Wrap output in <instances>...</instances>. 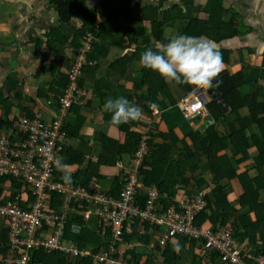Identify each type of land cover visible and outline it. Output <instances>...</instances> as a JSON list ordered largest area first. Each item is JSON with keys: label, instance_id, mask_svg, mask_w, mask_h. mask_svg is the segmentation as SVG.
Segmentation results:
<instances>
[{"label": "crops", "instance_id": "crops-1", "mask_svg": "<svg viewBox=\"0 0 264 264\" xmlns=\"http://www.w3.org/2000/svg\"><path fill=\"white\" fill-rule=\"evenodd\" d=\"M84 1L88 8L97 7L99 2ZM210 1L194 0L189 8L184 9L185 17L179 21L166 18L165 13L178 5L184 6L181 0H133L130 11L119 15L120 27L114 37L95 43L94 50L89 54V58L95 63L85 68L80 80L86 103L83 106H74L67 120L69 128L77 130V134L66 132L67 145L63 150L61 163L69 166L66 171L71 174L72 184L87 181L88 186L94 179L100 190L112 196L120 194L123 188V170L120 163L127 166L130 156L123 155L115 165H98L103 154L100 142L102 137L112 138L122 144L126 139L125 132L131 130L140 133L141 137L151 134L156 139L155 143H162L160 134L173 131L179 139L177 150L172 153L175 155L179 150L183 152L192 146L191 141L186 138L187 134L201 129L204 131L206 120L199 124H190L185 120L179 105L183 98L191 97L201 88L184 83H169L158 72L151 70L155 79L163 78L166 87L161 86L158 93L150 95V85L145 83L146 68L140 65L139 60L146 49H155L157 45L166 43L171 36L184 35L190 19L207 15L206 9ZM106 6L112 11L120 12L116 3L109 2ZM222 6V20L236 29L238 35L220 43L202 37L211 42L219 52L224 51L219 74L226 72L231 75L236 70H242L246 74H256L264 85V0H223ZM145 7L150 8L148 11L153 9L148 18H142ZM101 14L102 21L108 18L105 11ZM152 19L161 23V40L154 33ZM78 26L76 20H72L69 25H61L51 0H0V98L1 101L6 100L5 105L10 110L11 118L17 117L22 110L45 121L52 118L46 100L57 96L62 90L63 75L65 76L75 55L74 44L80 42V39L72 41ZM57 27H60L61 35H51L49 32ZM256 90L254 86L241 88L243 93ZM121 96L142 109L143 116L140 120L119 125L110 123L111 113L103 105L108 99ZM263 96L260 93L259 102ZM208 99L211 102L213 97L208 96ZM245 114L246 110L242 109L227 115V123ZM0 118H3L1 105ZM224 126V123L219 126L222 133ZM252 132L259 141H263L264 138L260 137L255 123L248 129V133ZM206 142L205 139L201 141L203 146ZM251 146L253 147L248 152L252 157L256 155L257 149L253 143ZM251 164L249 160L239 168ZM63 174L59 170L56 176L61 178ZM205 178L208 181L210 179L206 174ZM8 186V183L0 185V190L3 191L1 194L5 193ZM176 193L180 194L179 190H174L173 196ZM240 195L241 190L234 181L227 198L232 205L234 203L237 206ZM260 199H263V194ZM240 212L248 210L243 207ZM77 218L81 220L66 229L65 247L69 248L73 244L86 254L73 256L68 250L50 252L49 254L58 253L57 264H96L92 262L90 253H100L109 241L103 235L93 210L87 222L83 221L82 216ZM245 218L252 222L251 214L247 213ZM73 226H78V231H74ZM2 230L3 221L0 219V234ZM154 244L151 242L143 245L137 239L131 238L126 241L125 247L131 253H142V256L151 253V259L160 264L165 263L162 258L155 256ZM36 253L48 254L41 250L34 254ZM184 258L181 264H213L211 257L203 253H200V258H195L191 252L185 253Z\"/></svg>", "mask_w": 264, "mask_h": 264}, {"label": "trees", "instance_id": "trees-1", "mask_svg": "<svg viewBox=\"0 0 264 264\" xmlns=\"http://www.w3.org/2000/svg\"><path fill=\"white\" fill-rule=\"evenodd\" d=\"M222 1L211 0L206 9L207 15L203 18L190 19L185 27L184 35L207 37L215 43L237 36V30L222 20L224 12ZM109 2L118 4L120 12L110 10L106 6ZM132 2L133 0H99L97 7L88 8L84 0H51L52 5L56 8L61 25H69L72 20L78 21V30L75 33L76 36L72 39V41L80 39L78 44H74L75 52L82 46L83 36L88 33L93 35L94 43L113 38L120 27L118 23L119 15L129 12ZM181 2L184 6L178 5L168 10L165 13L166 18L179 21L184 19V9L189 8L194 0H181ZM145 8L146 11L150 9ZM151 10L147 13L143 10L142 18H148L149 14H152ZM102 11H105L108 15V18L103 21L101 20ZM151 23L156 37L160 38V34H162L160 30L161 23L156 19H152ZM60 31V27H57L49 33L51 35H61ZM220 52L223 59L224 51ZM144 75L145 83L150 85V95L158 93L161 86L166 87L162 77L157 79L153 77L151 69L146 68ZM63 77L65 76L63 75ZM214 81L217 83L214 88H217L218 92H221L224 97L225 109L216 99L207 104L206 108L213 122L208 125L205 123L204 131L201 129L186 135L187 140L192 143L191 147L186 148L183 152L179 150L173 155L172 153L177 150L179 142L173 131L160 134L162 143H155L156 139H153V135L150 134V151L140 170V180L144 184V189L138 195L136 201L141 202L142 207H144L147 192L153 186L158 188L160 202L164 208L174 203L171 202L174 190L190 193V195L203 190L207 205L197 215L196 225L213 227L214 231L230 229L236 241L245 242L244 253H264V139L259 141L257 135L255 136L253 132L248 133V129H251V125L255 123L260 137L264 138V96L261 102L258 101L260 93L264 94V85L260 83L256 74H246L242 70H236L231 75L223 72L218 74ZM248 86H254L257 90L251 93H243L241 88ZM5 101H1L0 98V105L3 108V118H0V130L8 133L11 131L12 121L16 117L11 118L10 110L5 105ZM242 109L246 110L245 115L227 123V115ZM228 110H230L229 113ZM19 115L34 116L25 110H22ZM67 120L68 118L64 122V131L76 135L77 130L70 129ZM222 123L225 124L224 133L219 129ZM125 133L126 139L122 144L112 138H101L103 154L98 160V165H115L122 159L123 155L126 154L130 157L135 155L139 149L142 135L131 130ZM203 139L207 141L204 146L201 143ZM252 143L256 146L257 152L255 156L251 157L248 151L253 147L251 146ZM249 160L252 162L251 166L239 168L240 165ZM205 174L210 178L209 181L206 180ZM7 180L8 178H0V185ZM10 181L12 189H20V185L15 180ZM61 181L63 180L61 179ZM234 181L241 190L237 206L232 205L227 198L231 184ZM76 183L84 187L87 186V181ZM262 194L263 199H260ZM13 196L14 194H10V197ZM243 207H246L248 212L241 213ZM247 213L251 214L252 222L247 221V218H245ZM79 220L81 219L76 218L69 221L71 224L67 227L71 228ZM145 230V234L136 233L127 236L126 241L135 238L143 245L151 244V242L155 243V256L162 258L163 262L167 264L183 263L185 260L184 254L189 252L195 258H200L198 248L201 245L198 240L179 236L175 240H170L168 246L161 249L156 241L159 234L163 232V228L159 230L147 224ZM157 231L159 232L157 233ZM154 238H156V241ZM6 242V234L2 232L0 234V255L4 253L3 246ZM133 255L137 260L142 257V262H154L151 259V253L144 256H142V253H133ZM57 257L58 253H36L32 257V262L33 264H57ZM218 258L217 255L211 256L212 263L221 264Z\"/></svg>", "mask_w": 264, "mask_h": 264}, {"label": "built area", "instance_id": "built-area-1", "mask_svg": "<svg viewBox=\"0 0 264 264\" xmlns=\"http://www.w3.org/2000/svg\"><path fill=\"white\" fill-rule=\"evenodd\" d=\"M82 41L68 66L60 94L46 101L52 118L45 121L37 115H19L13 119L11 131H0V178L13 179L20 185V189L7 191L0 197L2 232L7 237L0 264H33V254L39 250L45 253L68 250L73 256L84 254L73 244L65 247V234L69 221L82 216L87 222L92 210L103 235L109 238L100 253H90L96 264H140L123 250L127 236L145 234L147 224L163 228L157 240L161 248L183 236L198 240L200 253L217 255L221 264H264V253H244L245 243L236 241L230 229L214 231L213 227L196 225L197 215L207 205L202 191L191 195L180 191L171 198L174 203L164 208L159 190L153 186L147 192L144 207L136 201L144 189L140 170L150 151V136L142 137L127 166L120 163L123 188L117 197L100 190L94 179L87 187L58 180L56 161L58 158L61 161L67 145L64 122L74 106L86 103L80 80L85 68L95 63L89 58L96 43L93 35H84ZM201 94L197 91L179 104L185 120L192 125L206 119Z\"/></svg>", "mask_w": 264, "mask_h": 264}, {"label": "clouds", "instance_id": "clouds-1", "mask_svg": "<svg viewBox=\"0 0 264 264\" xmlns=\"http://www.w3.org/2000/svg\"><path fill=\"white\" fill-rule=\"evenodd\" d=\"M139 63L144 68L158 72L169 83H184L197 88H208L212 86L214 78L220 73L223 61L220 52L206 39L178 34L168 38L166 43L157 45L155 49H146L141 54ZM205 96L208 99L209 95L205 93ZM103 107L111 113L110 123L113 125L138 121L143 116V111L139 106L130 103L127 98L122 96L108 99ZM56 164L58 169L64 173L61 179L64 183L70 184L72 182L71 174L66 171L69 166L61 163L59 158ZM4 183L9 185L4 192L14 190L11 188L10 181L7 180ZM2 195L0 194V197ZM73 230L78 231V226H73ZM154 239L156 241V238ZM123 251L125 254L129 253L126 247ZM132 258L134 262L140 264H152L135 259L133 253ZM156 263V261L153 262V264Z\"/></svg>", "mask_w": 264, "mask_h": 264}, {"label": "water", "instance_id": "water-1", "mask_svg": "<svg viewBox=\"0 0 264 264\" xmlns=\"http://www.w3.org/2000/svg\"><path fill=\"white\" fill-rule=\"evenodd\" d=\"M216 81H213V84L211 87H208V88H201L198 92L199 93H202L201 96H202V99L204 100V104L207 105L208 104V99L206 98L205 96V93L209 96H212L213 99H216L220 105L223 106V109H225V101H224V97L222 96V93L221 92H218V89L217 88H214V86H216ZM206 112H207V117H206V124H210L213 122V119L211 117L210 114H208V109L206 108Z\"/></svg>", "mask_w": 264, "mask_h": 264}, {"label": "rangeland", "instance_id": "rangeland-1", "mask_svg": "<svg viewBox=\"0 0 264 264\" xmlns=\"http://www.w3.org/2000/svg\"><path fill=\"white\" fill-rule=\"evenodd\" d=\"M180 4H181V2H180ZM131 159H132V157L129 158V160H130L129 163L131 162ZM202 193L205 194L203 190H202ZM233 205H234V203H233ZM124 246H127V245H124ZM128 252H129V254L132 255L130 250H128ZM157 264H160V263H157ZM163 264H166V263H163Z\"/></svg>", "mask_w": 264, "mask_h": 264}]
</instances>
